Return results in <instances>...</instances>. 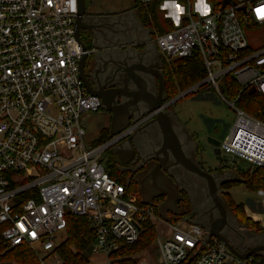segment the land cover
Returning <instances> with one entry per match:
<instances>
[{"label":"built area","instance_id":"built-area-1","mask_svg":"<svg viewBox=\"0 0 264 264\" xmlns=\"http://www.w3.org/2000/svg\"><path fill=\"white\" fill-rule=\"evenodd\" d=\"M160 1L141 0L144 5ZM78 12V0H0V228L5 244L30 247L40 264H62L54 251L72 215L88 219L96 233L90 254L104 256L107 264H120L122 247L137 243L146 224L156 228L158 260L137 264H188L190 259L193 264H264L255 255L240 259L185 217L164 221L112 176L103 154L139 123L96 147L87 143L83 116L98 113L102 102L81 80L80 62L93 50L84 52L76 39ZM187 19L156 38L159 50L168 60L201 54L207 77L187 90L189 95L216 90L227 102L220 85L227 77L239 84L231 104L236 118L220 141V155L232 156L228 164L243 160L264 168V122L236 106L252 88L264 94V45L252 48L244 31V26L264 30V0L237 1L210 15L190 12ZM257 195L264 208V191ZM252 216L264 222L263 214Z\"/></svg>","mask_w":264,"mask_h":264},{"label":"water","instance_id":"water-1","mask_svg":"<svg viewBox=\"0 0 264 264\" xmlns=\"http://www.w3.org/2000/svg\"><path fill=\"white\" fill-rule=\"evenodd\" d=\"M236 5L237 0H222L219 12L224 11L228 6L235 7ZM78 6L79 12L75 23V36L83 51L86 52L89 47L82 39V31H95L97 27L88 22L90 20V15L87 11V0H78ZM93 55V53H86L84 55L80 62V76L89 94L100 98L102 101V107L113 114L109 137L112 138L126 130L131 123V119L136 117V115H139L140 117L154 116L153 120L143 127L141 135L144 136L147 141V146L154 147L152 154L155 157L153 161L155 169L162 178H165L166 181H168L167 183L172 190L171 193H161L162 196L166 197V201L158 207L159 217L168 223L173 222V219L167 216V213L165 212V206L172 203L173 205H176L173 196H176L179 193L177 191V185L165 174V170L168 168L167 166L171 168L173 164V166L180 167L183 171L197 175L205 181L207 184L209 199H211V203H213L212 211L217 210L219 214H216L217 216L215 217L207 216V219L204 221L201 214L207 209L208 203L200 200V206L197 208L196 205L198 200L195 199L193 205L196 212L195 218L197 219L190 220L191 223L200 225L206 230L209 236L216 237L224 242L229 250L240 259L245 260L250 256L264 251V245H256L245 248V251H240L225 237V230L229 228V219L231 217L220 200V193L222 185L227 180L222 179V181L219 182L215 175L203 171L199 167V162L196 157V142L189 135L186 127L179 122L176 115L172 111H166L167 107L171 106L186 95H189V92L186 91L175 99L166 102L165 79L159 66L158 68L157 66L156 68H152L146 64L144 65L140 59L129 58L128 55L124 59H121V61L112 64L113 66H110V63L100 64L99 58L96 55ZM91 63L95 67L100 68L102 79H99L95 73L94 77L92 76V73L87 72V65L89 66ZM108 83L118 84L121 88L130 92L129 95H126L129 100L125 105L120 106L119 108L114 106V104H116L115 93H112L109 98L101 94V90H103ZM157 84L158 92L154 93L151 89ZM255 93V88H252L248 92L249 95ZM207 141L215 148V154L219 156L220 141L213 137H208ZM130 149L129 152L128 150L117 146L115 149H111V152L120 159L122 164H127L135 154V148L132 143ZM126 155L131 157V159H126ZM171 158L174 159L173 162ZM149 169L150 165L148 164L147 171ZM150 180L151 178H149V181ZM146 182L147 181H145V183ZM147 188L150 192L155 189L159 190L158 186H148ZM139 193L141 195V203L144 205H150L159 197V195H148L147 190H145L142 183ZM185 214L187 213H179L177 216L182 217Z\"/></svg>","mask_w":264,"mask_h":264},{"label":"trees","instance_id":"trees-1","mask_svg":"<svg viewBox=\"0 0 264 264\" xmlns=\"http://www.w3.org/2000/svg\"><path fill=\"white\" fill-rule=\"evenodd\" d=\"M221 1L222 0H211L213 6L212 12L216 13L219 11ZM158 3L159 2L153 4ZM153 4L144 5L141 0H133L132 8L137 9V15L140 18L141 23L149 27L153 37L157 38L160 35L174 30L175 24L172 21L167 20L169 21L168 30L165 32L159 31L156 35L155 28L158 24L156 14L157 6L154 11L151 10V13L146 11V7H151ZM88 7L89 0H87V8ZM127 9L128 8L124 10L122 9L117 13H123ZM188 22L189 20L186 18L183 21V25H186ZM163 59L166 79V102L175 99L181 93L196 86L207 77V70L202 56L198 51H195L190 57L175 59L173 61H168L164 56ZM223 86V92L228 98L232 100L237 99L240 86L232 77H227L224 80ZM236 106L250 116L264 122V94L256 93L249 95L248 92L244 93L236 103ZM108 140L109 136L105 137V140L99 139L92 147L101 145ZM109 167L111 168V173L114 178L124 184L130 192L138 193L137 186L118 170L116 162L111 161ZM217 170L220 172L222 170L230 172L233 176L222 185L220 198L234 223L239 227L245 228L256 234L264 232V228L259 223L254 222L246 213V207L250 206L255 208L257 203L255 202L251 204L248 201L246 204H237L229 193V189L238 184H243L251 192H258L259 190L264 191V168L256 167L244 170L243 168L238 167L219 166ZM21 200H26V197H23ZM159 203V201L151 203L156 209L157 214ZM260 209L263 211L262 206ZM184 217H177L173 222H177ZM192 218H194V216H192ZM3 229V227L0 228V264H40L37 255L30 247L22 246L13 249L9 248L2 238ZM156 239L157 231L155 226L146 224L143 227V232L137 243L122 247L119 256H123V258L119 259L118 262L120 264H137L139 257L144 251L154 245ZM95 240L96 233L91 228L90 222L87 218L69 215L64 230V240L57 245L54 253L62 259V264H92L90 261V247ZM255 256L260 257L264 262V256H261L260 253ZM189 261L188 264H193L194 260L190 259Z\"/></svg>","mask_w":264,"mask_h":264},{"label":"rangeland","instance_id":"rangeland-1","mask_svg":"<svg viewBox=\"0 0 264 264\" xmlns=\"http://www.w3.org/2000/svg\"><path fill=\"white\" fill-rule=\"evenodd\" d=\"M206 2L211 5V8L213 10L211 0H206ZM130 3V0H89L88 8L89 10H94L99 14H104L108 13L110 9H114L113 12H119L122 9L124 10L130 6ZM166 3H168V7H164ZM198 3L199 0H163L158 4H153L151 7H146V11L148 13H151V10L154 11L155 7L157 6L156 14L158 18V24L155 28L156 35L159 31L165 32L168 30L169 21L167 20L172 21L175 24V28H177L178 26H182L184 24L183 21L189 16L190 12H192V14L195 16L201 15L202 12L197 10ZM174 4H179L183 8V13L179 14V23L175 22L177 10L174 7ZM244 31L252 48H256L259 45H264L263 29H252L244 26ZM223 85L224 82L220 85V91L227 102L222 99L221 95L216 90H209L194 95H186L185 97L172 104V106H170L171 111L177 116L179 121L185 124L190 132L196 138H198V141L200 143L198 160L205 169L216 170L220 165L243 168L244 170H248L249 168L252 169L254 167L250 166V163L243 160L234 161L232 162V164H228L227 161L232 156L225 154L219 156L216 155L215 148L211 146L207 141L208 137H213L219 141H222L229 134L236 118V111L231 106L234 100L228 98V96L224 94ZM83 123H85L88 130L87 142H90L93 138H95L96 141H98L99 139L105 140V137H107L109 134V126L107 124L108 118L105 115L103 116L101 113L85 114L83 116ZM103 125L104 127H102ZM94 144L95 143H89L90 146H93ZM102 157L104 164L107 166L110 165V160L114 159V157L109 154L108 151H106ZM231 178L232 175L225 179ZM133 193L136 194L135 192ZM229 193L237 204H246L248 203V201L251 204L255 202L257 203L255 208L250 206L246 207V213L248 217L252 218L253 213L263 214L264 216V208L257 201V199H259L257 192H251L243 184H238L231 187L229 189ZM200 200L201 199H198L197 201V208L200 206ZM261 206L263 208V211L260 209ZM188 217L191 220L197 219L195 217L192 218V216ZM253 221L259 223L264 228V222L260 223L255 219H253ZM235 226L237 227V229H239V232L241 234L240 242L244 248L256 245H264V232H262L261 234H256L248 231L245 228L239 227L237 224H235ZM157 227L162 228V225L159 224ZM63 240L64 232L59 234L57 244H59ZM260 255L264 256V251L260 252ZM143 259L148 260L147 262L149 263L153 261L156 262L158 260V248L155 243L149 249L144 251V254H142L138 260L141 261ZM90 261L92 262V264H107L104 256L100 254L90 255Z\"/></svg>","mask_w":264,"mask_h":264},{"label":"flooded vegetation","instance_id":"flooded-vegetation-1","mask_svg":"<svg viewBox=\"0 0 264 264\" xmlns=\"http://www.w3.org/2000/svg\"><path fill=\"white\" fill-rule=\"evenodd\" d=\"M82 39L83 41H87L86 37L84 36V33H82ZM163 64H164V59H163V55H161L160 70L163 73L165 79V70ZM86 70L88 73H92V76L95 77L96 74V76L99 77V79H102L100 68L95 67L93 64H89V66L87 65ZM154 87H156L158 92V84L155 85ZM165 88H166V82H165ZM112 93H115L116 95V104H114L115 107L119 108L120 106L125 105L129 100L127 99L126 95H129L130 92L121 88V86L118 84L108 83L107 86H105V88L101 90V94L106 96L107 98H109ZM98 113H101L103 116L105 115L108 118L107 124L109 126L108 127V131H109L112 123L113 114L108 110L104 109L103 107H101ZM145 117H140L139 115H136V117L132 118L128 128H130L132 125H136L138 123L139 124L134 128H132L128 132L127 136L124 139H122V141L119 143V146L121 148L127 149L129 152L131 150L130 145L131 143L133 144L135 148V154L133 158L131 159V157H128L126 155L125 158L126 159L130 158L131 160L126 165H123L118 160V157L115 156L116 159L115 162L122 171V173L125 175V177L128 180L132 181V183L135 186H137L138 190L141 188V183H142V185L145 187V190H147L148 195H159V197L156 198L153 202L155 203L159 201L160 202L159 206H160L166 201V197L162 196L161 193L163 192L171 193L172 190L169 184L167 183L168 181H166L165 178H162L155 169V164L153 163L155 157L152 154L153 153L152 150L154 147L147 146L148 145L147 141L145 140L144 136L141 135L142 134L141 130L143 129V127L146 126L154 118V116H151V118L148 121L141 122ZM171 160L173 162L174 159L171 158ZM148 164L150 165V169L147 171ZM167 167L168 168H166L165 174L168 178H170L173 181V183L177 185V189H178L177 191L179 192L176 196H173L175 198L176 205H173L172 203L168 206H165V212L167 213V216L171 217L174 220L175 218L178 217L177 214L179 213L184 214L186 212L187 214H185L184 216L195 217L196 212L194 210V205H193L195 199L197 200L201 199V201L208 203L207 209L203 211V213L201 214L202 219L204 221L207 219V216L208 217L217 216L216 214H218V211L217 210L212 211L213 203H211V199H209L208 196L207 184L202 178L192 173L183 171V169H181L180 167H175L173 166V164L171 168H169V166ZM199 167L203 171H207L208 173L215 175L219 182L222 181V179L229 180L225 178L232 175L230 172L224 170H222L221 172L217 169H216L217 171L211 169L207 170L201 165V163H199ZM149 178H151L150 181ZM145 181L147 182L145 183ZM148 186L149 187L158 186L159 190L155 189V190H151L150 192L149 189L147 188ZM240 235L241 234L239 232V229H237L234 222L230 218L229 228L225 230V237L235 248L239 249L240 251H245V248L241 245L240 242L241 239Z\"/></svg>","mask_w":264,"mask_h":264},{"label":"crops","instance_id":"crops-1","mask_svg":"<svg viewBox=\"0 0 264 264\" xmlns=\"http://www.w3.org/2000/svg\"><path fill=\"white\" fill-rule=\"evenodd\" d=\"M130 2V6L123 13H117V11L113 12L114 9H110L108 13L99 14L94 10H89V8H87L90 15V20L88 22L95 25L97 29H95V31H82L87 40L84 42L88 45L90 50H93L92 53L99 58L100 64L110 63V66H113L112 64L121 61V59H124L128 55L129 58L132 57L140 59L144 65L146 64L152 68H156L157 66L158 68V66L160 67L161 55L163 54L156 44V38L151 34V29L141 23L140 18L137 15V9L132 8L133 0H130ZM151 90L152 92L157 93L156 87L153 86ZM166 111H171V107H167ZM180 123L186 127L189 135L197 144L196 157L198 160L200 145L198 138L190 132L185 124L182 122ZM83 124L88 135L87 126L85 123ZM104 125L102 127H104ZM109 135L110 129L108 136ZM109 139L111 138L109 137ZM90 142L95 143V138H93ZM90 142L88 141L87 143L89 144ZM117 146H119V144ZM117 146L112 149H115ZM108 152L114 157V159L110 160V162H115L116 155L111 152V149ZM118 160L120 161L119 158ZM118 169L120 170L119 167ZM136 195L141 200L139 190ZM187 217L188 216H185V218ZM187 219L190 220L189 217Z\"/></svg>","mask_w":264,"mask_h":264},{"label":"clouds","instance_id":"clouds-1","mask_svg":"<svg viewBox=\"0 0 264 264\" xmlns=\"http://www.w3.org/2000/svg\"><path fill=\"white\" fill-rule=\"evenodd\" d=\"M168 3L164 5V7H168ZM174 7L177 10V16L175 17V22L179 23V14L183 13V8L179 4H174ZM197 10L201 11L203 15H210L212 8L211 5L206 2V0H199L197 5Z\"/></svg>","mask_w":264,"mask_h":264}]
</instances>
